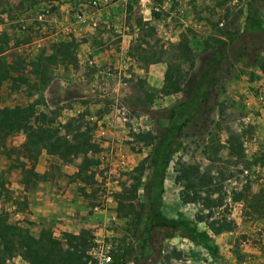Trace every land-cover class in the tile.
<instances>
[{"label": "rangeland", "instance_id": "1", "mask_svg": "<svg viewBox=\"0 0 264 264\" xmlns=\"http://www.w3.org/2000/svg\"><path fill=\"white\" fill-rule=\"evenodd\" d=\"M38 1L44 3L56 1L58 5H63L74 0H0V34L8 38L6 46L0 44V65L1 62L11 63L17 57L22 58V63L27 64L36 56V53L33 52L34 46L32 49H29L31 46H23L26 42L31 41L33 30L30 29V26H27L26 29H21L20 26L27 25L28 19L35 17V14L40 11L31 9L33 4ZM77 1L86 2V0ZM111 1L113 4L117 0ZM204 1L190 0L187 4V6L190 4V11L194 19L203 20L205 23L203 32L199 34L192 31L187 34L179 32L177 29L180 25L179 20L185 18L189 10L185 9L179 13L177 9L182 5H179L175 0H170L171 4H166L164 9L158 13L153 12L151 6H162L163 0H149V3H143V5L139 4L138 0H127L126 2H117L115 7L110 8L111 5L108 8L111 11L108 15L105 13L104 15L107 16L112 27L92 35L94 39L91 41L87 36L82 39L73 38L66 31L58 33L54 37L55 40L40 39L37 53L43 49L47 50L51 43L71 42L75 63H57L49 66L46 79L43 81L31 77L27 73L29 68L26 66L21 68L20 65L17 70L22 77L26 78L27 82L21 83L17 89L10 90V81H2L0 84V107L32 106L35 114L43 113L42 110L46 107L50 114V117L45 115L48 119L46 122L51 127H54L51 115L56 117L57 122L63 123L71 118L62 115L63 109L70 110L71 113L79 111L74 117L82 115L85 121H87L86 116H93L99 123L98 119L103 114L109 113L113 104L116 82L118 78H121L122 73L118 69L128 63L110 50L115 47H123L126 55L130 59L134 58V68L129 66V69L126 70L127 72L132 70L131 77L127 79L125 97L119 99V102L127 109L129 117L149 116L151 121L147 122L149 123L147 132H156L165 125L166 109L181 100L182 95L180 93L163 95L159 91L165 70V60L169 57L148 65L144 64L141 57L152 56L154 59H158L157 56L161 50H165V56H173V48L161 47L162 41H165L167 37L173 38L172 36L175 37V40L168 41L169 44H175L185 39L192 51V67L188 71V76L191 77L203 69L200 55L206 49L205 41L209 42L208 39L212 37L225 40L228 37L232 38V43L227 42V55L232 64L230 77L220 82L217 90L218 97L212 104L206 129H202L204 133L196 134L197 129L189 128L176 143L165 170L162 203L166 217L190 221L194 224L196 231L208 233L213 246L218 248L223 243L233 242L229 249L230 254L226 256L228 257L226 264H232L229 261L231 257L235 256L236 260H239L236 241H239L241 245L258 247L260 255L264 256V238H260L259 233L252 229V222H260L264 230V215L255 218L245 216L244 212L236 214L232 210L233 206L223 207L226 195L232 197L233 193L239 191L244 185L249 187L250 192H256L264 178V142H262L264 136L260 135L261 132L264 133V107L261 108L262 114L260 115L258 112L260 108L256 109L254 106V96L259 91L264 92V74L253 65L254 62L262 61L261 53L264 54V0H242L235 3L222 1L212 2L208 5L204 4ZM69 7L73 9L72 4ZM247 9L250 10V15L246 20ZM68 12L70 11L68 10ZM220 16L224 20L221 28L217 27V19ZM148 17H150L149 21H143ZM160 17L163 22L158 27L162 28V33L158 37L154 27L159 23ZM251 25L258 28L252 31ZM167 29H170V32ZM47 32L52 33L53 28L48 29ZM35 34L34 37L39 35L42 37L38 32ZM87 49L92 50L91 56L88 57L93 61L90 66L82 57V52ZM107 63L111 64L107 65ZM83 64L85 66L81 69ZM56 66H59V69L55 72V79L51 80V74ZM181 67L183 71H186L188 64H182ZM70 69L72 72H69ZM61 79H72L74 84L63 86L60 83ZM245 118H248L250 122L248 121L246 128H243V119ZM94 125L88 122L87 127L90 128V131L87 130V134L91 141H95L101 148L98 156L107 153L112 149L110 148L111 144H114L123 148L126 157H130L132 162L131 167L127 166L123 170L117 167L112 170L111 166H107L104 157L99 158V165L88 169L83 176L88 178L83 183L73 178L76 171L74 167L60 163L61 158L58 154L55 155L60 159L59 166L52 165L44 174H37L34 171L36 161L27 158L21 148L23 136L20 133H0V211L6 213L7 220L26 227L33 236L38 234L40 228L35 222L29 220L32 211L29 210L31 202L28 203L26 197H31V193L35 189L43 187L37 183L45 179L50 182V185H54L52 188L55 192L64 185L65 187L69 186L68 189L77 196L71 201L75 202L76 212L84 211L85 217L96 220L95 225L102 221L103 213H100L102 210L106 211V215L114 217L113 222L102 231L104 242L109 245L110 264H171L166 251L179 245L190 257V264H222L220 260L224 259V255L217 248L215 258L211 257L205 249L181 233L177 232L166 237L162 231L155 230L151 233L149 240L144 238L145 201L142 184L145 179L142 178V184L138 187L135 198L119 203L117 196L120 193L121 185L128 188L130 183L127 177L122 174L130 171L143 160L149 152V147L130 142L132 138L126 126L120 137L110 140L109 137L100 136L97 133L96 125ZM254 133L258 134L259 139L256 143L257 148L253 150L250 142L251 135ZM242 142L245 144L244 150L250 157L245 165L241 164ZM229 152H240L241 156L239 158L229 157ZM177 163L196 165L201 172L211 177V184L203 192L212 191L209 197L206 196L209 201L207 211H201L200 206L193 201V198L197 197L193 193L194 186L184 189L174 182ZM257 166L258 171H256ZM62 167H66L65 171H68L67 168L72 170V174L63 172ZM241 168L247 170L246 176L241 173ZM249 175L253 178H249ZM90 176L91 178H89ZM62 182L65 183L63 186ZM75 183L77 185H74ZM203 193L201 195H204ZM108 197L111 198L110 202L107 201ZM218 200L219 207L222 206L221 210L218 206L212 205V201L217 202ZM95 207L97 211L93 210ZM217 212L231 224L230 234L221 236L208 231L207 222L218 219ZM207 213L210 214L208 219H206ZM198 217L202 219L200 222L195 220ZM242 225L245 227L244 232L238 233L235 238L233 229L242 227ZM247 225L248 228H246ZM53 226L50 222H46L41 228H51L49 231L52 234L55 229ZM92 229L89 231V235ZM0 257L3 264H26L19 257L2 256L1 251ZM208 257L210 262H207Z\"/></svg>", "mask_w": 264, "mask_h": 264}, {"label": "trees", "instance_id": "2", "mask_svg": "<svg viewBox=\"0 0 264 264\" xmlns=\"http://www.w3.org/2000/svg\"><path fill=\"white\" fill-rule=\"evenodd\" d=\"M249 15L250 10L247 9L246 20ZM257 28L255 25L250 26L252 31ZM208 41L204 42L206 49L200 55L203 69L191 77L188 76V71L192 67V51L185 39L175 44L161 43V47L173 48V56H165V50H161L157 56L158 59L152 56L141 57L145 65L169 57L165 60V70L159 91L163 95L180 93L182 98L166 109L165 125L161 129L156 132L129 134L132 138L130 142L148 146L149 152L130 171L122 174L130 183L128 188L121 185L117 199L120 203L123 200L135 198L137 189L142 184V178L145 179L142 184L145 201L144 238L149 240L151 233L155 230L162 231L166 237L178 232L215 258L216 249L206 231L198 232L190 221L168 218L161 210L165 170L176 143L189 128L197 129L196 134L204 133L202 129L207 125L212 104L218 97L217 90L220 82L230 77L232 64L227 55V42L232 43L233 39L212 37ZM7 43L8 38L0 34V44L6 46ZM22 62L23 59L20 57L11 63L1 62L0 84L8 80L10 90H14L21 83H26V78L22 77L17 70L20 65L21 68L24 66L29 68L27 73L31 77L40 81L45 80L49 66L57 63H75L73 44L71 42L51 43L47 50L43 49L36 53L29 63ZM182 64H188L186 71H183ZM253 65L264 74V61L254 62ZM47 120L45 114H35L32 106L0 107V133H20L23 136L21 148L27 158L35 161L42 151L46 154H58L62 165H69L76 169L73 178L82 183L86 182L88 177L83 176L89 168L99 165L98 154L101 152V148L91 142L87 134V130L90 131L87 127L88 122L79 115L68 119L65 125L58 129L51 127ZM228 156L239 158L241 153L229 152ZM174 182L184 189L194 186L193 193L197 197L193 198V201L200 206L201 211L208 210V197L212 191L207 190L203 193L211 184V177L208 174L201 172L196 165L177 163ZM202 193L204 195H201ZM231 199L243 201L247 209L244 212L245 216L262 217L264 215V179L257 192L250 194L248 186L244 185L239 191L233 193ZM212 205L219 207V200L212 201ZM209 217L210 214L207 213L206 219ZM195 220L200 222L202 219L198 217ZM207 229L211 234H220L231 231L232 226L221 216L219 219L207 222ZM90 245V235L87 230L81 229L77 234L64 233L61 239H57L48 229H40L38 234L33 236L26 227L9 222L6 213L0 211L2 256H16L26 264H86L89 258L86 252ZM0 264H3L1 257Z\"/></svg>", "mask_w": 264, "mask_h": 264}, {"label": "built area", "instance_id": "3", "mask_svg": "<svg viewBox=\"0 0 264 264\" xmlns=\"http://www.w3.org/2000/svg\"><path fill=\"white\" fill-rule=\"evenodd\" d=\"M122 2H126L127 0H121ZM139 4L143 5V3H149V0H138ZM179 5H182L181 7L179 6L177 11L181 13L183 10L188 9V15L180 19V25L177 27L179 32L187 34L189 31L195 32L199 34L200 32H203L205 26H204V21L203 20H196L193 17L192 12L190 11V4L187 6L188 2L190 0H175ZM222 1H230L232 3H235L237 1H242V0H205L204 4L208 5L209 3L212 2H222ZM197 2V1H195ZM43 3L42 6L38 9L40 10L35 14V17H32L28 19L27 25H21V29H26L27 26H30V29L33 30L31 32V37L33 38L35 32H38L39 34L42 35V37L36 39L37 37H34V40H31V42L24 44V47L31 46L29 49H33V52L37 53L38 52V47H39V42L41 41L40 39H53L55 40L54 37L58 33L62 32H67L71 34L73 38L77 39H82L85 38L86 36L90 35H96L98 32L103 31V30H108L110 27H112V24L109 23L108 18L104 17V13L108 10V8L112 5L111 0H86L85 3L78 2L77 0L73 4V9H71L70 12L67 13L65 19H62L60 16L58 17L55 12H52L54 9L59 10V5L53 1L51 2H41ZM168 4L170 5L171 2L170 0H163V5L162 6H156L152 5L151 9L153 12H161L162 9H164L165 5ZM178 13V14H179ZM70 18V20H69ZM158 19V18H157ZM156 19V20H157ZM149 19L144 20L145 22L149 21ZM159 23L157 24L156 27H154L155 33L159 37V35L162 33V28H159L158 25L162 24V17L158 19ZM223 17H219L217 19V27H222L223 26ZM53 28L52 33H48L47 30ZM170 29H167V31ZM40 31V32H39ZM123 37V36H122ZM173 38L167 37L165 41H162L164 44L169 43L173 40H175V37L172 36ZM169 41V42H168ZM28 51L30 52V50ZM117 53L121 58L125 59L128 63L127 65L123 66V68L118 69L119 71H122L121 73V78H118L115 86V97L113 100V104L111 105L110 111L107 114H103L99 121L97 123V119L93 116H86V120L88 122H91L92 124H95L97 127V133L100 136L103 137H109L110 135L108 134L112 130H116L118 126L125 129L124 127L126 126L129 133H145L148 131L149 128V123L151 118L149 116H143L139 115L137 118H132L129 117V114L127 112V109L121 105L119 102V99L124 98L126 94V87H127V79L131 77L130 72L132 71H126L128 70L129 66L131 68H134V58H129L126 55V51L123 50V47H115V49H111L110 52ZM109 52V50H108ZM92 50L87 49L84 52H82V57L87 61L88 66H90L93 61L91 59H88V57L91 56ZM261 59L264 61V54L261 53ZM111 63H107V65H110ZM85 64L81 66V69ZM257 68V67H255ZM59 69V66H56L53 69V72L51 74L50 79L54 80L55 79V72ZM69 72H72L70 69ZM60 83L63 86H70V84H74V81L72 79H61ZM121 90V91H120ZM254 106L256 109L258 108H263L264 107V92L259 91L258 94L254 96ZM43 114L46 116L50 117V114L47 111V108L44 107V110H42ZM79 111H76L75 113H71L70 110L65 111V109L62 110V115L68 116L73 118L76 116L75 114H78ZM73 116V117H72ZM56 117L54 115H51V119H53V126L54 128L61 129V127L65 124L63 122H57ZM248 118L243 119V128H246V125L248 124ZM250 122V121H249ZM94 125V126H95ZM97 134V135H98ZM259 139L258 134H253L251 135V148L254 150L256 149V143ZM264 139V138H263ZM94 144H97L95 141H91ZM264 142V141H262ZM98 145V144H97ZM242 148H243V155L241 157V164L245 165L249 161L250 157L247 154V151L244 150L245 144L242 142ZM113 149L109 150L107 153H105L107 156L111 154ZM252 152V151H251ZM105 156V155H104ZM106 157V156H105ZM104 157V158H105ZM99 159V158H98ZM126 159L123 158L119 162V169L123 170L126 165ZM256 171H258V166L256 167ZM241 173L243 175H247V170L245 168H241ZM249 178H253L252 176H248ZM264 179V178H263ZM107 201H111V198L108 197ZM236 202L232 201L231 197L229 195L225 196L223 207L227 205L228 208H230L232 205H234ZM222 206L219 207V210H221ZM93 210L97 211V208L95 207ZM102 214V221L100 224H97L93 227L92 231L90 232L91 235V245L89 249L87 250V256L89 257L87 260L86 264H110V256L108 254V249L109 245L104 242V236L102 235V231L105 229L106 226H109L112 222L114 217L113 216H108L106 215V211L102 210L100 213ZM217 217L218 219L221 217L220 214L217 212ZM252 229L254 232H258L260 238H264V230L262 229V225L260 222H252ZM167 252V255L170 258L171 264H190V257L187 255V252L182 248L181 245L174 247L173 249H170ZM210 258H207V262H210Z\"/></svg>", "mask_w": 264, "mask_h": 264}, {"label": "crops", "instance_id": "4", "mask_svg": "<svg viewBox=\"0 0 264 264\" xmlns=\"http://www.w3.org/2000/svg\"><path fill=\"white\" fill-rule=\"evenodd\" d=\"M75 1L76 0L72 1L69 4H63V5L59 4V7H58L59 10L56 8V9H54L55 10L54 12L56 13V15L58 17L60 16L62 19H65L66 15L68 13V10L71 11L69 5H71V4L73 5L75 3ZM120 1L117 0L116 3L120 2ZM41 2H43V1H38L36 4H33L31 9L38 10L43 4ZM46 2H48V1H46ZM53 2L57 3L56 1H53ZM116 3H113L110 8L115 7ZM110 11L111 10L108 9V11L105 12V15H108V13ZM105 15H104V17H107ZM147 19H149V17L145 18L144 20H147ZM262 21H263V19H262ZM39 37H40V35L37 36L36 39H38ZM87 37H89V41L94 39L90 35H88ZM34 39H35L34 37L33 38L31 37V40H34ZM87 40H88V38H87ZM89 41H87V42H89ZM29 42H31V41L26 42V44ZM258 112H260V115L262 114L261 109ZM258 121H259V119H258ZM108 134L110 136H113V137L109 136L110 140L113 138H116V137H120L123 134V128L118 126L116 130H112ZM260 135L263 137L264 133L261 132ZM113 145L114 144H111V147H110L113 149V151L111 152L110 155L107 156L105 153H102L98 156V158H100V159H102L103 157L106 156L104 161L107 163V166L112 167V170H114L115 168L118 167L119 162L122 160V157H124V156L126 157V154L124 153L123 148L119 147L118 145H114L115 146L114 147ZM136 155H138V154H136ZM126 158H127L125 161L126 165L131 167V162H132V161H130L131 158L130 157H126ZM59 160L60 159L57 155L46 154L45 152L42 151V152H40V154L37 156V158L35 160L36 166H35L34 171L40 175L44 174L50 166H52V165L53 166H59ZM61 170L63 172H66L67 174H72V172H73L72 170H69L68 168H67L68 171H65L66 167H62ZM37 184H39L40 186H43V187H38L37 189H35L34 192L31 193V197H26V200L28 201V203L31 202L30 206L28 204L29 210H32L30 213V216H29V220L35 222V224L37 225L38 228L48 229V228H41V227H44V224L46 222H50L51 224L54 225L53 227H55L54 233H52V236L53 237L56 236L55 238H57V239H61V237L64 233L77 234L79 232V230H81V229L87 230L89 232L93 228L96 220L94 221L93 218L85 217L84 211L76 212V209L74 207L75 202H71V201L74 200L73 198H77V196L75 195V193L73 191H70L68 189L69 186H67V187H65V185L63 186V184H65L64 182L61 183L63 187L60 188L57 192L54 191V189L52 188V186L54 187V185H50V182H48V180L46 181L44 179V181L37 183ZM164 184H165V180L163 181V193H164ZM74 185H77V183H75ZM259 187H260V184H259L257 190L259 189ZM257 190H256V192H257ZM248 191H249V187H248ZM251 192L255 193V191H251ZM251 192L249 191L250 194H252ZM235 202L236 203L234 205H232L233 206L232 210L236 214H241L242 212H245V210H247L245 207L246 205L243 203L242 200H238ZM162 203H163V194H162ZM243 205H244V207H243ZM162 207H163V205L161 204L162 213L165 215ZM252 215H254V214H252ZM170 218H172V217H170ZM243 226L244 225H242V227H236L233 229V236L235 238H236L238 233L244 232L245 227H243ZM246 228H248V225ZM50 229H48V230H50ZM227 234H230V231L229 232H222L219 235L225 236ZM236 244L238 246L239 260H236L235 256L231 257L229 259V261L232 264H264V256L260 255L258 247H255L254 245H251V246L250 245H241L239 243V241H236ZM231 245H233V242L223 243L218 248L216 246H214L215 249L217 248L219 250V252L224 255V257H223L224 259L220 260L222 262V264H226L228 261V257H226V256H229V254H230L229 249H230Z\"/></svg>", "mask_w": 264, "mask_h": 264}]
</instances>
